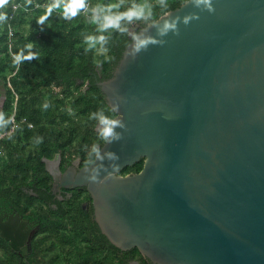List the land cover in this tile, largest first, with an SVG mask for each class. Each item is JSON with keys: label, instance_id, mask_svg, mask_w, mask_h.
<instances>
[{"label": "water", "instance_id": "water-1", "mask_svg": "<svg viewBox=\"0 0 264 264\" xmlns=\"http://www.w3.org/2000/svg\"><path fill=\"white\" fill-rule=\"evenodd\" d=\"M213 3L167 12L198 14L179 34L133 24L154 42L135 56L128 45L99 83L127 125L102 146L119 154L113 177L92 182L87 167L62 174L60 156L43 160L56 187H87L115 247L152 264H264V0ZM27 224L0 217V237L24 254Z\"/></svg>", "mask_w": 264, "mask_h": 264}, {"label": "trees", "instance_id": "trees-1", "mask_svg": "<svg viewBox=\"0 0 264 264\" xmlns=\"http://www.w3.org/2000/svg\"><path fill=\"white\" fill-rule=\"evenodd\" d=\"M186 1L166 0L167 9L159 7L160 0H89V3H119L126 8L133 2H148L155 6L153 19L158 20ZM50 3L49 0H4L0 4V11L8 14L7 20L0 22V83L4 90L3 93L0 88V111L13 118L8 129H0V205L10 206L30 218L38 216L39 203L24 188L51 179L44 158L51 159L62 152L69 162L78 156L85 162L93 143L104 145L105 141L96 135L95 122L89 119V114L97 108L111 109L99 83L112 77L132 39L133 24L139 29L148 24L134 21L128 33L110 30L106 50L99 47L88 50L83 36L94 32L96 25L88 22L83 10L76 17L65 19L62 8H56L43 24L37 22L46 14ZM16 4L23 7L15 10ZM29 44L31 48L26 47ZM20 49L36 56L16 65L12 62L13 53ZM45 102L50 105L47 109L42 107ZM109 114L116 116L114 112ZM12 126V139L3 136ZM36 136H42L43 141L35 143ZM143 165L141 160L121 174L138 173ZM44 219L46 231L67 227L63 222ZM60 238L64 250L66 244L71 246V252L64 254L66 258L61 264H131L136 260L152 264L137 248L122 251L115 247L97 224L85 223L76 235L68 236L64 232ZM49 239L46 236L43 240L47 248L53 246ZM0 264H34V258L33 255L20 257L0 237Z\"/></svg>", "mask_w": 264, "mask_h": 264}, {"label": "clouds", "instance_id": "clouds-1", "mask_svg": "<svg viewBox=\"0 0 264 264\" xmlns=\"http://www.w3.org/2000/svg\"><path fill=\"white\" fill-rule=\"evenodd\" d=\"M188 2L194 4L201 11L207 10L208 12H214L215 6L213 0H188ZM4 0H0V4H3ZM154 5L148 2H133L130 6L123 8L119 3H97L91 4L89 0H53L52 3L47 5V12L38 18L37 22L43 24L48 15H51L53 9L62 8V16L65 19H71L80 14L83 10L87 14V20L89 23L96 25L94 32L86 33L83 36V40L88 50L96 49L99 47L102 50H106L109 40L111 38L110 30H115L119 33H128L129 26L134 21H145L150 25H158V31L161 35L166 34L169 30H172L174 34H179L178 24L182 20L186 25L189 24L194 18L198 19L197 13H188L183 17L179 15L170 17L165 12L163 14V23L159 24L160 20H154ZM159 7L161 9H167L169 5L166 0H160ZM7 12L0 11V22L7 20ZM170 17V18H169ZM131 41L129 48L131 54H135L146 47L149 43L154 42L150 35L142 32H135L131 34ZM166 41L161 39L159 43L163 44ZM26 47L31 48L29 44ZM36 56V53L29 51L25 54L24 49H20L18 52L13 53L12 62L16 65H20L24 60H31ZM100 63V61H97ZM49 103L45 102L42 107L47 109ZM119 103L112 106L111 109L105 110L103 107L97 108L89 114V119L95 122L96 135L105 141L106 144H110L113 141L121 140L123 133L118 128H126L125 121L121 118H117L110 115L109 112L119 111ZM13 118L8 116L5 112L0 111V129H8V125L12 123ZM8 138L12 139L13 130H8ZM43 141L42 136L34 137V142L39 144ZM88 159L85 161L88 170V179L92 182L104 183L110 177H113L114 171L119 167L117 161L119 160V154L107 147H101L99 143H93L88 152ZM109 161L106 164L105 161ZM102 171L105 174H101Z\"/></svg>", "mask_w": 264, "mask_h": 264}, {"label": "flooded vegetation", "instance_id": "flooded-vegetation-1", "mask_svg": "<svg viewBox=\"0 0 264 264\" xmlns=\"http://www.w3.org/2000/svg\"><path fill=\"white\" fill-rule=\"evenodd\" d=\"M132 33H135V29L132 30ZM32 127L33 125L31 124L30 128ZM3 136H8V134L5 133ZM57 156H60L59 169L62 174L71 167L75 168L77 172L86 167L81 156L69 162L68 157L63 155L62 152H58L50 159L55 162L54 165L58 162L56 159ZM48 175L51 179H48L47 183H43L39 180L24 188L25 192H29L37 198L39 203L37 205L38 216L30 218L17 212L10 206L0 205V217H2L4 222L8 221L10 217H16V215L22 216V219L28 222L27 229L30 231V235L26 243V253L24 254L21 249L13 251L22 258L33 255L34 264L63 263L66 258L64 254L71 252V246L66 244L65 250L63 249L64 241H62L61 238L59 239L60 234L65 232L68 236L73 234L76 235L77 230L81 229L85 223H90L92 226L97 224L95 221L93 199L87 187L72 188L63 185L56 187L54 185V179L49 172ZM44 218L55 222H63L67 227L64 230L61 227L60 231H46ZM46 236H50L49 241L53 243V246L48 248L44 246L43 240ZM7 244L9 246L8 242ZM32 245L34 246L33 248ZM135 262L142 264L139 260L133 261L131 264H135Z\"/></svg>", "mask_w": 264, "mask_h": 264}, {"label": "built area", "instance_id": "built-area-1", "mask_svg": "<svg viewBox=\"0 0 264 264\" xmlns=\"http://www.w3.org/2000/svg\"><path fill=\"white\" fill-rule=\"evenodd\" d=\"M19 7H23L22 4H16V5L14 6V9L16 10V9H18ZM83 12H84V11H83ZM84 13H85V12H84ZM9 34H10V36L12 35V31H11V30L9 31ZM12 121H13V120H12ZM11 130L14 131V126H12ZM0 137H2V136H0Z\"/></svg>", "mask_w": 264, "mask_h": 264}, {"label": "rangeland", "instance_id": "rangeland-1", "mask_svg": "<svg viewBox=\"0 0 264 264\" xmlns=\"http://www.w3.org/2000/svg\"><path fill=\"white\" fill-rule=\"evenodd\" d=\"M50 2H53V0H49ZM133 30V28L131 29V31ZM0 88H2V92L4 93V90H3V84L2 83H0ZM3 98H4V96H3Z\"/></svg>", "mask_w": 264, "mask_h": 264}]
</instances>
